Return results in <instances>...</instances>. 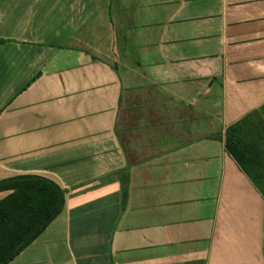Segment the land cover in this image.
I'll return each mask as SVG.
<instances>
[{"label":"crops","instance_id":"crops-1","mask_svg":"<svg viewBox=\"0 0 264 264\" xmlns=\"http://www.w3.org/2000/svg\"><path fill=\"white\" fill-rule=\"evenodd\" d=\"M249 114L264 137V0H0V181L64 192L8 264H264L224 147Z\"/></svg>","mask_w":264,"mask_h":264},{"label":"trees","instance_id":"trees-1","mask_svg":"<svg viewBox=\"0 0 264 264\" xmlns=\"http://www.w3.org/2000/svg\"><path fill=\"white\" fill-rule=\"evenodd\" d=\"M261 110L263 108H260ZM262 129L253 114L230 124L224 132L226 154L234 160L264 196ZM0 264H8L44 230L61 211L64 192L53 181L34 175L0 181Z\"/></svg>","mask_w":264,"mask_h":264},{"label":"rangeland","instance_id":"rangeland-1","mask_svg":"<svg viewBox=\"0 0 264 264\" xmlns=\"http://www.w3.org/2000/svg\"><path fill=\"white\" fill-rule=\"evenodd\" d=\"M261 118V117H260ZM263 120H262V118H261V122H262ZM262 145H263V141H264V137L262 138ZM263 191H264V187H263ZM261 194V193H260ZM262 195V194H261Z\"/></svg>","mask_w":264,"mask_h":264}]
</instances>
